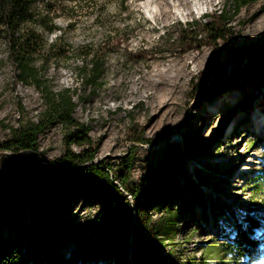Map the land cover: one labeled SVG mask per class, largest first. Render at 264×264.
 Returning <instances> with one entry per match:
<instances>
[{"label":"rangeland","instance_id":"obj_1","mask_svg":"<svg viewBox=\"0 0 264 264\" xmlns=\"http://www.w3.org/2000/svg\"><path fill=\"white\" fill-rule=\"evenodd\" d=\"M226 1L65 0L54 16L58 29L46 32L32 25L44 42L34 64L54 92L69 89L74 94V116L91 127L93 163L108 165L117 174L122 157L133 154L130 180L136 183L173 157L176 145L183 149L184 142L212 138L206 153L185 158L175 184L156 185L170 201L163 205L154 200L149 212L153 218L182 209L174 238L162 248L167 264L198 256L209 239L226 240L240 230L239 217L251 200L248 183L264 169V0L242 6L230 18L234 32L229 39L214 44L199 37L190 49L161 40L179 22L219 11ZM86 44L104 63L98 86L86 84L81 74L91 64L89 56L77 53ZM55 46L66 51L56 53L51 49ZM14 75L0 38V120L7 126H0V144L10 136L11 126L39 122L44 112L42 95ZM150 80L158 84L145 89ZM225 98H232V105L221 103ZM67 132L54 121L38 133L41 166L31 178L32 190L22 192L6 213L4 237L18 241L23 227L45 234L29 212L30 195L40 187L48 188L50 213L72 224L91 217L104 203L97 176L67 162L61 164L66 172L57 168ZM82 149L71 147L73 152ZM11 156L0 153V168L14 165ZM67 242L71 247L72 241Z\"/></svg>","mask_w":264,"mask_h":264},{"label":"trees","instance_id":"obj_2","mask_svg":"<svg viewBox=\"0 0 264 264\" xmlns=\"http://www.w3.org/2000/svg\"><path fill=\"white\" fill-rule=\"evenodd\" d=\"M62 1L65 0H0V38L5 40L8 57L15 68L14 78L19 83L33 85L45 104L39 122L11 126L10 136L0 144V152L10 153L15 160L12 167L0 168V264H167L162 248L174 238L182 209L168 210L153 218L149 213L152 202L159 200L166 205L170 201L156 185L175 184L183 172L185 158L206 153L212 138L184 142L183 149L176 145L173 157L153 167L148 178L136 183L130 180L133 154L122 157L117 174L108 165L93 163L96 148L89 135L91 127L74 116V94L69 89L54 92L34 64L44 42L32 25L46 32L58 29L54 16ZM253 1L227 0L219 11L189 23L179 22L176 30L165 31L161 40L170 46L176 43L190 49L199 37L214 44L229 39L234 32L229 26L230 18ZM39 4L42 10H38ZM51 49L56 53L66 51L62 46ZM77 53L90 57L91 64L81 69L85 83L98 86L102 59L87 44L77 49ZM54 121L68 128L64 136L66 150L59 157L57 168L64 172L61 164L67 162L80 165L77 168L80 172L97 176L98 191L105 194V201L91 217L72 224L50 213L48 188L40 187L36 194L30 195L29 212L35 223L42 224L45 234L23 227L22 237L12 241L2 234L3 221L6 213L18 204L21 193L32 190L31 178L37 175L41 166L39 156H42L37 135ZM0 126L7 127L3 120ZM73 145L84 149L73 152ZM248 186L251 200L239 217L240 230L230 232L226 240L209 239L200 255L176 264H264V169L252 176ZM69 240L73 243L71 247H68Z\"/></svg>","mask_w":264,"mask_h":264},{"label":"bare ground","instance_id":"obj_3","mask_svg":"<svg viewBox=\"0 0 264 264\" xmlns=\"http://www.w3.org/2000/svg\"><path fill=\"white\" fill-rule=\"evenodd\" d=\"M164 3L165 4H167L168 2H167V0H164ZM167 7V6H166ZM166 11H167V8H165L164 9V12L163 13H166ZM158 84V82L157 81H148L147 83H145V85H144V88L145 89H148V88H151L152 86H156ZM232 98H229V99H227V98H225V99H223L222 101H221V103H223L224 105H226V104H228V106H230V105H232ZM249 122H246V124L245 125H247V126H249V125H251V124H248Z\"/></svg>","mask_w":264,"mask_h":264},{"label":"water","instance_id":"obj_4","mask_svg":"<svg viewBox=\"0 0 264 264\" xmlns=\"http://www.w3.org/2000/svg\"><path fill=\"white\" fill-rule=\"evenodd\" d=\"M167 140H168V138H167ZM0 153H2V152H0ZM41 157V156H40Z\"/></svg>","mask_w":264,"mask_h":264}]
</instances>
